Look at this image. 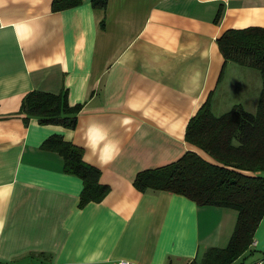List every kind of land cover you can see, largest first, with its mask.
<instances>
[{
  "label": "crops",
  "instance_id": "crops-1",
  "mask_svg": "<svg viewBox=\"0 0 264 264\" xmlns=\"http://www.w3.org/2000/svg\"><path fill=\"white\" fill-rule=\"evenodd\" d=\"M246 26L264 27V0H82L58 10L51 0H0V264H188L224 246L235 209L133 179L185 150L209 158L184 139L207 95L216 115L236 103L255 110L259 72L223 65L216 43ZM63 88L82 103L74 127L23 121L26 92ZM55 133L100 170L109 187L100 201L78 206L80 177L40 147ZM253 239L264 257V213Z\"/></svg>",
  "mask_w": 264,
  "mask_h": 264
},
{
  "label": "trees",
  "instance_id": "trees-1",
  "mask_svg": "<svg viewBox=\"0 0 264 264\" xmlns=\"http://www.w3.org/2000/svg\"><path fill=\"white\" fill-rule=\"evenodd\" d=\"M81 2L51 0V8L58 10ZM106 2L90 0L93 7L104 8ZM220 14L219 7L214 22ZM216 43L223 65L231 60L259 72L261 86L255 110L249 111L236 103L216 115L211 111L207 95L188 119L184 139L209 158L185 150L168 163L137 171L133 179L134 186L140 190L147 187L169 190L187 196L196 204L236 210L226 244L207 246L198 259L194 257L188 264H230L251 252L254 231L264 213V27L227 28L216 38ZM81 106L80 102H68L65 88L57 93L32 89L22 96L18 112L23 114L24 122L35 117L39 123L74 127ZM40 147L57 152L63 159L62 170L80 177L78 206L103 198L109 187L100 182V170L82 158L80 146L55 133L48 135Z\"/></svg>",
  "mask_w": 264,
  "mask_h": 264
},
{
  "label": "rangeland",
  "instance_id": "rangeland-1",
  "mask_svg": "<svg viewBox=\"0 0 264 264\" xmlns=\"http://www.w3.org/2000/svg\"><path fill=\"white\" fill-rule=\"evenodd\" d=\"M247 106L252 107V106H249V104ZM262 256L263 254L260 253V250H252V252H248L242 258L230 264H250L252 262H255L257 259L263 258Z\"/></svg>",
  "mask_w": 264,
  "mask_h": 264
},
{
  "label": "built area",
  "instance_id": "built-area-1",
  "mask_svg": "<svg viewBox=\"0 0 264 264\" xmlns=\"http://www.w3.org/2000/svg\"><path fill=\"white\" fill-rule=\"evenodd\" d=\"M255 244V240L253 239L252 242H251V245H254ZM117 264H134L133 261H130V260H126V259H121L117 262ZM254 264H264V257L263 258H260V259H257Z\"/></svg>",
  "mask_w": 264,
  "mask_h": 264
}]
</instances>
